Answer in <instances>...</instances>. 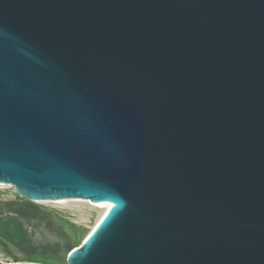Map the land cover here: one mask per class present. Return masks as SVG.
<instances>
[{"label":"water","instance_id":"1","mask_svg":"<svg viewBox=\"0 0 264 264\" xmlns=\"http://www.w3.org/2000/svg\"><path fill=\"white\" fill-rule=\"evenodd\" d=\"M0 184L114 205L68 264H264V0H0Z\"/></svg>","mask_w":264,"mask_h":264},{"label":"rangeland","instance_id":"2","mask_svg":"<svg viewBox=\"0 0 264 264\" xmlns=\"http://www.w3.org/2000/svg\"><path fill=\"white\" fill-rule=\"evenodd\" d=\"M65 202V203H64ZM89 200L31 202L0 186V262L68 264L99 215Z\"/></svg>","mask_w":264,"mask_h":264},{"label":"bare ground","instance_id":"3","mask_svg":"<svg viewBox=\"0 0 264 264\" xmlns=\"http://www.w3.org/2000/svg\"><path fill=\"white\" fill-rule=\"evenodd\" d=\"M2 184H0L1 186ZM55 203H62V201H54ZM65 203V202H64ZM88 203V202H87ZM91 203V202H89ZM88 203V204H89ZM93 207L97 208L99 215L96 218L95 223L93 224V226L91 227L90 231L88 232V234L85 236L84 240L82 241L81 245L84 244V242L89 238V236L92 234V232L96 229V227L100 224V222L104 219V217L108 214V212L113 208V204L112 203H107V204H93ZM80 245V246H81ZM78 248V247H76Z\"/></svg>","mask_w":264,"mask_h":264}]
</instances>
